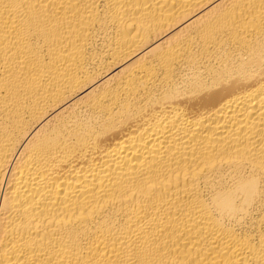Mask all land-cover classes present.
<instances>
[{
	"label": "bare ground",
	"instance_id": "obj_1",
	"mask_svg": "<svg viewBox=\"0 0 264 264\" xmlns=\"http://www.w3.org/2000/svg\"><path fill=\"white\" fill-rule=\"evenodd\" d=\"M0 264H264V0H0Z\"/></svg>",
	"mask_w": 264,
	"mask_h": 264
}]
</instances>
